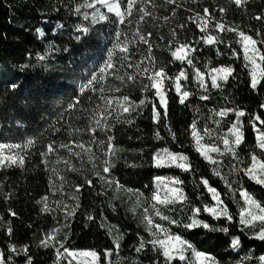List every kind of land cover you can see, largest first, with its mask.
Masks as SVG:
<instances>
[{"label": "snow or ice", "instance_id": "1", "mask_svg": "<svg viewBox=\"0 0 264 264\" xmlns=\"http://www.w3.org/2000/svg\"><path fill=\"white\" fill-rule=\"evenodd\" d=\"M229 2L237 11L248 15L250 21L258 22L260 27L255 29L249 27L244 30L238 24H230L224 19L230 10L227 7L221 6L217 9L221 17L217 19L210 7H203L202 10L197 11L187 8L185 0H164V3L170 6L172 18L176 16L179 9L188 12L185 23L179 25L181 30L185 29L188 24H192L200 33L195 41H181L175 39L177 37L176 30L172 31L174 39L168 41L172 60L180 62L186 67H181L174 76L168 74L165 66L157 68L151 42L153 33L144 32L146 42L138 40V48L132 50L134 59L136 55L140 56L139 60L135 59L137 61L134 65L137 69L136 72L133 74L127 67L123 69L129 72L130 81L136 80L137 77L147 80L141 89L145 94L143 98L136 101L129 95H116L115 93L120 91L118 89L115 93L107 94L109 103L105 108L100 100L103 93L99 92L100 85L96 83L97 75L100 73L91 74L87 82L80 86L78 95L67 110L69 112L68 119L65 120L63 116L58 117L57 124L60 126L53 125L51 127L53 136L63 132L71 137L68 142L50 139L41 146L39 152L41 163L44 164L46 170H50L52 173L49 177L52 196L58 194L61 196L54 202L55 207H50L48 195H44L37 201L43 205L42 212L60 211L63 213V224L46 233L39 245L43 248L54 249L53 264H125V261L128 264H143L140 256L148 251L154 257L150 260V264H221L211 252L199 250L179 232H174L173 226L189 231L203 228L208 232L222 233L229 237L230 251L238 256L235 264H264V254L256 255L251 249L244 255H240L243 250L242 235L250 240L264 242V199L257 198L254 192L245 187L243 179L246 177L248 181L264 189V112H249L235 105L230 100V93L224 94L230 80L235 82L238 79L239 72L235 64L222 63L219 66H206L202 71L197 67L194 56V53L199 51L196 45L211 46L215 48L218 56L225 55L220 47L225 45L231 50L228 60L242 63V70L247 74L250 89L257 93L264 90V6L261 7V10L250 13L249 8L252 6L253 0H229ZM88 3L91 4V0H88ZM192 3H196V0H192ZM84 4L85 0H81L79 4L72 3V0H63L62 4L64 8L82 18L75 25L77 40L82 38V34L87 35L90 32L89 25L92 23L87 16L91 9L83 7ZM53 11L59 12L60 7H54ZM147 19L154 20L151 15ZM163 19L167 23L170 17L165 16ZM50 22L45 21V23ZM59 26L60 28L64 27L62 22ZM35 31L38 33V38L46 37L44 29L37 28ZM224 32L235 33V44L238 45V48L232 46V41L225 44L219 35ZM52 34L53 36L58 34L55 26ZM160 39H163V36ZM139 45H146V51H143ZM54 50H56L55 43L48 41L47 49L35 54V59L43 63L49 59V55ZM108 58H112L111 53ZM118 59L122 65L133 63V60ZM29 67L31 65L25 63L20 66L19 71L22 73ZM115 67L116 65L109 67L107 71L113 72ZM189 69L192 72L191 77ZM89 82H91V87H85V84ZM190 83L194 85V88L189 86ZM19 87L18 82H9L7 85V89L13 93ZM213 90L220 92L225 103L218 108L213 106L208 109L206 122L202 128L199 126L200 119L193 118L189 125V132L195 151L211 165L212 175L223 182L226 191L222 192L213 186L205 176H200L197 179L189 156L183 151H173L168 146L157 148L153 152L151 166L155 169H179L182 173L192 174L191 186L195 200L186 190L185 180L178 175H154V187L149 197H144V193L139 190L134 192L133 189L125 188L113 174L116 161L119 159L118 153L124 151L115 142V127L117 125H127L129 128L136 126V121L151 105V121L156 126L153 139L156 141L165 140L160 131L162 126L171 140L175 142L177 133L168 120L169 93L174 91L179 104L190 107L192 97H196L200 101H209L213 98ZM82 100L88 102V107H82ZM259 108L264 109V103L260 104ZM194 111L199 113L200 109L197 107ZM230 114L234 115L235 119L231 121L225 131L222 123ZM245 117H248L247 123L255 135L256 148L260 150L259 153L255 150L249 152L247 158L241 156L239 152V148L245 140ZM81 120L86 121V127H80L75 123ZM62 121L64 122L61 123ZM137 131H139L138 127ZM85 136L88 137L87 140L84 139ZM129 139L131 140L133 137L129 136ZM135 139L142 140L143 138L136 136ZM35 147L34 139H28L24 143L0 140V169L4 171L13 167L23 169L27 154ZM61 150L68 152V158L59 155ZM140 151L143 152L144 149L141 148ZM85 154L99 184V190L92 179H86L84 184L72 186L73 190L69 197L72 203L69 204L63 199L65 186L68 184L67 178L60 174L59 169L55 167L49 169V160L51 156L55 155V163L59 164L63 161L67 171L77 172L79 169L71 163V160L75 158L82 161ZM97 161L100 162L99 166ZM128 166L137 167L135 164ZM225 168L227 171H224ZM85 185L98 197L106 196L111 190L113 192L112 200L119 199L116 194L122 190L135 195L136 199L128 210L133 217H136L137 209L142 208L139 219L147 238L137 233L138 243L133 246L136 254L134 258L120 256L124 233L117 226L108 223L103 209L100 211L99 220L94 215V209L93 211H84L85 227L88 226V222H98L99 226L105 228L112 238L113 247L102 250L95 246L78 248L74 241L70 243L73 235L71 223L82 208L81 190ZM14 195L15 186H9V190L5 191L4 183L0 182V196L7 201ZM205 196L208 197V200H205ZM229 201L231 205H234L235 212L232 211ZM109 207L113 212L116 211L114 204L109 203ZM7 214L8 217L18 218V213L11 207L7 209ZM202 215L211 217L213 221L223 220L225 223L222 225L210 224L201 218ZM57 223L60 222L57 221ZM230 226H233L239 234H233ZM61 228L67 229V231L63 238L59 239L58 234ZM0 230L4 231L8 237L6 247H0V264H18L20 257L23 258V264H34L30 246L12 240L15 233L11 218L6 219L4 215H0ZM114 255L116 259H113Z\"/></svg>", "mask_w": 264, "mask_h": 264}, {"label": "trees", "instance_id": "2", "mask_svg": "<svg viewBox=\"0 0 264 264\" xmlns=\"http://www.w3.org/2000/svg\"><path fill=\"white\" fill-rule=\"evenodd\" d=\"M95 0H91V3ZM81 0H72V3L79 4ZM63 0H0V140L8 142L24 143L28 139H34L36 147L32 148L27 154V159L23 169L10 168L7 171L0 169V182L5 185V191L9 190V186H15V195L9 200H5L0 196V215H4L6 219L11 218L14 228V237L12 240L19 244H28L33 254L34 264H53L54 249L40 247V241L45 234L51 232L53 228L60 227L63 224V213L55 211L51 213L42 212V204L37 203L44 195L49 196L50 207H55V201L61 196H52V190L49 188V177L52 175L50 170H46L44 164L41 163L39 152L41 146L46 144L50 139L63 140L68 142L71 137L66 133L53 136L51 127L57 124L58 117L63 116L65 120L69 117L67 111L75 97L78 95L79 88L87 82L91 74L97 75L96 83L100 85L99 92L102 106H108L109 97L107 94L115 93L116 95H129L131 99L138 101L145 95L141 89L142 80L137 77L136 80L130 81L129 72L124 71L125 67L131 69L133 74L136 72L134 66L140 59L139 54L135 56L133 49L138 48L137 41H144L143 33L152 32L151 42L153 43V55L155 57V66H165L168 74L174 76L181 67L180 62L172 60L168 41L173 40V29L177 32V37L181 41H195L200 33L194 25L188 24L183 30L179 25L185 23L188 12L184 9L177 10L174 18L171 17L170 6L164 3V0H138L134 4L128 18L122 23L117 22L111 17L107 22L91 23L89 25L90 32L87 35L82 34L80 40L76 39L75 32L76 23L82 18L77 17L74 12L62 6ZM88 0H85L83 7H87ZM60 7L59 12H54V7ZM185 6L194 10H202L203 7H210L217 19H220V13L217 9L221 6L230 10L224 16L230 24H238L244 30L249 27L255 29L260 27L258 22L250 21L248 15L237 11L229 2V0H185ZM264 6V0H253L252 6L249 8L250 13L261 10ZM151 15L154 20H148ZM169 16L167 23L164 17ZM156 18V19H155ZM51 21L45 23V21ZM143 21V23H141ZM64 27L60 28V23ZM56 27L57 35L53 36L52 30ZM37 28H42L46 32L45 38H38ZM216 34V33H214ZM221 38L227 44L232 41L235 44L236 35L231 32L219 33ZM163 36V39L160 37ZM55 43L56 50L50 55L49 59L43 63L35 59V54L47 49V42ZM116 42L127 46V54L125 57L116 55L115 58L109 59V49ZM199 48L194 53L197 67L202 71L205 67L219 66L222 63L235 64L239 76L237 81L230 80L225 88V95L230 93V100L235 104L244 108L249 112L259 111V105L264 103V90L261 92H253L247 82V74L242 70L240 61H230L228 56L231 50L225 45H221V50L225 55L218 56L215 48L203 44L196 45ZM146 51V45H139ZM32 55H29V54ZM119 56V57H118ZM112 57V56H111ZM124 61L133 60L132 64L122 65L120 59ZM116 65L113 72L101 70L111 64ZM28 63L31 65L24 72H20V66ZM112 65V67L114 66ZM192 72L189 69V76ZM106 77H108L106 79ZM9 82H18L20 87L13 93L7 89ZM190 87L194 85L190 83ZM85 87H91V82L85 84ZM150 95V94H149ZM169 115L168 120L174 131L177 133V140L173 142L168 133L161 126V134L165 137L163 141L153 139L156 126L151 121V105L144 111V115L136 121V126L129 128L127 125H117L114 130L116 136V144L124 149L118 153L119 159L116 161V168L113 174L124 185L125 188L139 190L146 196H150L153 190L154 175H178L186 182V190L195 200V194L192 192L191 181L193 175L182 173L179 169H155L152 165V154L157 148L168 146L173 151H183L189 156V160L195 169V177L205 176L210 183L220 189L226 191L223 182L216 176L212 175L211 165L197 153L193 147V141L189 132V125L193 118L199 115L208 114L209 107H220L225 102L221 98L218 90H213V98L209 101H200L196 97L191 98V106H182L178 102L174 91L169 93ZM82 107H88V102L82 100ZM199 108V113L195 112V108ZM161 111H163L161 109ZM228 125L235 119L234 115H229ZM245 120V140L240 146V151L248 156V153L256 148L255 135L251 126ZM62 121L61 123H63ZM80 127H86L85 120L75 122ZM137 127L139 131H137ZM99 135V134H98ZM132 136L133 139H129ZM136 136L143 139L137 140ZM88 139L87 136L84 137ZM144 151L141 152L140 149ZM59 155L68 158L69 154L66 150H61ZM56 156L50 157L48 168L53 167L60 170V174L65 175L68 184L65 186L63 199L70 202L72 186L76 184H84L86 179H92L99 184L93 174L91 164L88 162L85 154L83 160L72 158L71 163L74 164L79 171H67L63 161L59 164L55 163ZM99 166L100 162L97 161ZM129 164H135L137 167H129ZM245 187L254 192L259 199H264V189L254 185L243 178ZM203 191V189H201ZM127 192L120 191L116 195L119 199L112 200L113 192L108 191L106 196L98 197L95 193L85 185L81 190L82 208L77 213V217L71 223V231L73 233L70 243L74 241L78 248H90L95 246L97 249L113 247L112 238L109 236L105 228H101L98 222H88L85 227L84 211H93L99 220V214L103 209L104 215L108 218L110 225H115L124 233V239L121 242L120 253L123 257L134 258L133 246L138 243L137 233L146 236L143 226L137 217H133L128 210L129 200ZM205 200L208 197L205 196ZM72 202V201H71ZM109 203L116 206L113 212L109 207ZM197 203H199L197 201ZM232 211L235 212L234 205H231ZM11 207L18 213L17 217H8L7 209ZM202 219L207 220L210 224H224L225 221H213L211 217L202 215ZM57 221L60 223L58 224ZM31 226V227H30ZM233 234H239L233 226H230ZM62 238L67 229L61 228ZM174 232H179L188 239L199 250L209 251L221 262V264H235L238 259L236 253L231 252L229 245V237L222 233L208 232L203 228L185 230L174 226ZM242 235V234H241ZM8 237L5 232L0 230V247H6ZM243 250L240 255H244L251 249L256 255L264 254V242L250 240L242 235ZM140 259L143 264H150V260L154 259L152 253L148 251L141 254ZM125 264H128L125 261ZM18 264H23V258H18Z\"/></svg>", "mask_w": 264, "mask_h": 264}, {"label": "rangeland", "instance_id": "3", "mask_svg": "<svg viewBox=\"0 0 264 264\" xmlns=\"http://www.w3.org/2000/svg\"><path fill=\"white\" fill-rule=\"evenodd\" d=\"M136 1H138V0H95L91 4H88L86 7V9H89V8L91 9V11L87 13L88 19L93 23H97V22H107L109 19H111V17H114L117 20V22L122 23L130 15ZM127 52H128L127 46L125 44L121 45L119 42L114 43L112 45L111 49H109V53H111L112 58L113 57L115 58L116 55L125 57ZM112 65H114V62H113V64L111 62V64L108 66V68L112 67ZM108 68L104 67L101 70L102 74H104ZM209 108H211V107H209ZM207 115L208 114H204L202 116L199 115V117H198V119H200V125L199 126L201 128L203 127L204 123L206 122L205 118L207 117ZM230 115H232V114H230ZM229 117L225 121H223V123H222V127L225 131L230 126V125H228V122H229L228 120L230 119ZM210 126H212V125H210ZM239 152H240L241 156H243L245 158L248 157L246 154H244L240 151V148H239ZM224 171H227V168H225ZM126 195L128 197V200H129V207H131L132 203L136 199V197L133 193L127 192ZM129 197H131V199H129ZM144 197H148V196H146L144 194ZM71 203L72 202L70 201L69 204H71ZM141 211H142V208L137 209L136 217L138 219H139ZM139 221H140V219H139ZM172 230L174 231V226L172 227ZM62 233H63V231L61 229L60 233L58 234L59 239H62V237H61ZM145 237L147 238V234ZM120 256H122L121 253H120ZM113 259H116L115 255L113 256Z\"/></svg>", "mask_w": 264, "mask_h": 264}]
</instances>
